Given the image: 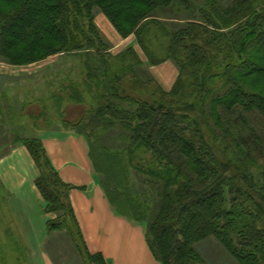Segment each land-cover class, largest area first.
Returning <instances> with one entry per match:
<instances>
[{
	"label": "trees",
	"instance_id": "obj_1",
	"mask_svg": "<svg viewBox=\"0 0 264 264\" xmlns=\"http://www.w3.org/2000/svg\"><path fill=\"white\" fill-rule=\"evenodd\" d=\"M180 4L192 13L182 26L156 14ZM95 7L122 35H137L149 64L176 61L180 75L171 92L156 86L161 99L145 95L155 81L149 73L141 78L146 63L133 49L109 52ZM195 8L189 0H0V58L21 65L64 53L80 61L82 77L66 89L77 102L92 96L94 105L73 125L89 140L111 204L145 222L147 242L161 264H208L194 244L210 236L241 264H264V144L253 125L264 123V87L253 90L246 80L264 73V0L225 6L208 0L197 13ZM154 30L164 54L144 42ZM118 127L127 142L120 158L100 142L101 134ZM24 143L39 170L45 210L57 214L47 221L48 232L72 234L71 218L82 237L73 187L60 178L39 137ZM144 152L151 157L138 158ZM133 175L146 191L134 190ZM224 186L231 194L229 210ZM145 192H154L158 203ZM79 251L108 264L86 245Z\"/></svg>",
	"mask_w": 264,
	"mask_h": 264
},
{
	"label": "rangeland",
	"instance_id": "obj_2",
	"mask_svg": "<svg viewBox=\"0 0 264 264\" xmlns=\"http://www.w3.org/2000/svg\"><path fill=\"white\" fill-rule=\"evenodd\" d=\"M189 1L196 7L193 9L195 13H197L196 10H198V7H205L208 3V0ZM217 1L221 2V4L225 6L228 5L231 0ZM156 14L167 20L168 22L166 23L173 27L184 25L183 23L186 21V18L192 16L191 11H188L183 4L179 5V9L176 7H163ZM99 16H101L100 19ZM102 19L108 21L112 25V28L118 36L122 39L132 38L131 40L134 44L133 42L125 43L115 49L112 38L103 30L104 21ZM94 21L101 35L109 44V52L112 55L116 56L128 49H133L146 63L139 72L141 78H144L149 73V77L153 78L156 82L153 81L149 85L150 88L145 92V95H149L150 93V96H153V94H155V98L158 97L161 99L163 97V93L160 94L156 86H159L165 93H169L173 90L180 75V68L176 61L170 58L155 65L149 64L148 57L145 50L139 43L137 35L134 32L127 36L122 35L113 24L110 17L99 7H95L94 9ZM156 30L153 31L154 33L151 36L149 35L150 41L146 40L144 42H150V44L154 46L155 50L159 51L160 54H164V50L161 49L160 46L163 39L160 33ZM166 61H172L178 70L176 80L170 89L161 85L151 72L152 66H158ZM261 65L263 66L264 62L261 63ZM81 77L80 61H77V59L69 57L64 53L50 55L40 61L21 65L10 64L0 58V162L19 148L27 149L24 139L38 137V133L41 130L58 129L63 131L72 129L76 131L79 128L73 124L77 118L81 116L83 111L84 114L86 110L89 111L92 105H94V99L92 96L86 95L87 99L84 102H77L78 100H73L71 98V93L69 94L66 88L71 85L72 82L80 80ZM246 80L249 82L253 90L264 87L263 71H259L257 74L249 75ZM63 87H65L66 92L63 90ZM59 94L61 97L56 99V96ZM168 97L169 96H167V98ZM253 125L255 127L254 131H256L259 137V141L264 144V123H254ZM122 132L123 131L118 127L107 135L101 134L100 137V142L110 148V150L119 158L123 152L122 149H124L127 145V142L122 140L120 137ZM28 153L35 168L37 169L34 185L38 189L36 179L39 175V170L29 150ZM138 154V158L151 157L150 153L144 152ZM133 173H135L134 169ZM98 174L101 185L104 188V182L101 180V177L103 178V174ZM134 176L135 175H133L132 178L134 190L145 189L146 191V187L144 188V186L142 187L140 183H137ZM225 189L227 199L225 208L229 210L231 209V194L228 192L229 186L226 188L224 186V190ZM8 193L6 184L0 176V264H36L34 258L29 257L31 256L32 251H28L27 244L22 242L19 237L20 231L18 227H14L13 225V214L11 204L8 202ZM145 195H147L148 199L151 198L154 204L158 203L159 199L154 192H145ZM43 202V211L45 215H47L46 225L44 228L45 232L42 233L43 238L41 240V244L39 246H35V249L39 252L43 251L50 264H97V261H93L90 257L85 254H81L79 251V247L83 250L84 245H86L90 253L98 254L97 252H92L90 250L77 216L76 219L82 237L80 236V233H78V229L74 225L71 218H69V222L72 234L66 231L57 230L48 232L47 221L49 218L55 219L57 214L47 213L45 210L46 203L44 198ZM125 217L129 220L131 219L135 223L137 222L144 225L145 231H147L145 222L132 219L128 215H125ZM257 224L261 226L262 223L259 222ZM194 247L208 264H241L214 236H210L196 242Z\"/></svg>",
	"mask_w": 264,
	"mask_h": 264
},
{
	"label": "crops",
	"instance_id": "obj_3",
	"mask_svg": "<svg viewBox=\"0 0 264 264\" xmlns=\"http://www.w3.org/2000/svg\"><path fill=\"white\" fill-rule=\"evenodd\" d=\"M102 20L103 30L112 38L115 49L133 42L132 38L122 39L108 21ZM151 72L167 89L178 74L172 61L152 66ZM38 137L60 178L73 187L70 199L90 250L101 253L108 264H161L149 247L145 226L119 214L111 204L94 167L88 138L72 129H44ZM36 175L37 169L26 148L13 151L0 162L13 225L18 227L28 251H32L29 257L36 264H50L43 251L35 249L41 244L47 220L43 198L34 185Z\"/></svg>",
	"mask_w": 264,
	"mask_h": 264
}]
</instances>
